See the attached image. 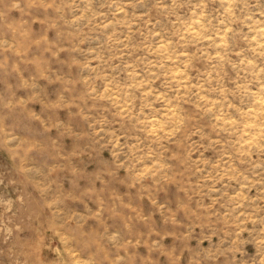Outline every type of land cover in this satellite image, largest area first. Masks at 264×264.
Here are the masks:
<instances>
[{
	"label": "clouds",
	"instance_id": "obj_1",
	"mask_svg": "<svg viewBox=\"0 0 264 264\" xmlns=\"http://www.w3.org/2000/svg\"><path fill=\"white\" fill-rule=\"evenodd\" d=\"M0 264H264V0H0Z\"/></svg>",
	"mask_w": 264,
	"mask_h": 264
}]
</instances>
